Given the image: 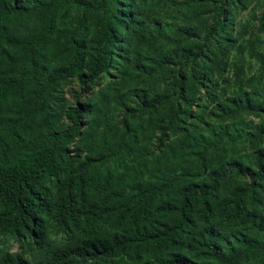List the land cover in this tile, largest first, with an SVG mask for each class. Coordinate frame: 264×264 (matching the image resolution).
Masks as SVG:
<instances>
[{
    "label": "rangeland",
    "instance_id": "rangeland-1",
    "mask_svg": "<svg viewBox=\"0 0 264 264\" xmlns=\"http://www.w3.org/2000/svg\"><path fill=\"white\" fill-rule=\"evenodd\" d=\"M70 1L55 27L72 29L83 7L95 0ZM113 2L123 12L132 10V22L114 44L110 68L83 89L78 76L94 57L96 33L95 20L86 18L79 36L82 68L55 86L48 127L63 130L69 124L66 109L76 102L84 107L81 132L68 150L75 163L94 162L83 168L93 186L100 180L117 188L138 177L170 182L175 196L183 185L207 181L213 172L219 189L208 218H196L192 230L164 253L204 263L212 239L226 254L246 239L250 246L241 264H262L264 198L250 196L239 211L231 199L246 186L257 187L256 196L264 189V0ZM217 17L220 28L214 26ZM58 55L52 54L49 71L64 66L67 47ZM19 136L34 138L32 131ZM109 152L113 158L100 163ZM203 166L204 174L197 175ZM4 243L16 250L19 239L0 234Z\"/></svg>",
    "mask_w": 264,
    "mask_h": 264
},
{
    "label": "trees",
    "instance_id": "trees-1",
    "mask_svg": "<svg viewBox=\"0 0 264 264\" xmlns=\"http://www.w3.org/2000/svg\"><path fill=\"white\" fill-rule=\"evenodd\" d=\"M109 1L112 6L107 0L87 3L72 29L65 30L54 20L70 0L33 5L0 0V234L19 239L16 250L0 244V264H143L148 256L158 257L156 264H241L250 246L246 239L232 246L231 254L212 239L204 263L164 253L192 230L196 218H208L219 189L213 172L207 181L183 185L175 196L169 193L170 182L138 177L117 188L100 180L93 186L83 168L94 162L75 163L68 150L81 132L84 107L76 102L66 109L69 124L63 130L48 127V100L55 86L82 68L79 36L86 18L95 20L96 33L94 57L78 76L83 89L111 66L112 49L127 21L132 22V10L123 12ZM221 25L217 17L214 26ZM64 47V66L49 71L52 54ZM27 131L34 138L24 141L19 134ZM202 172L197 175L204 174V166ZM256 173L262 175L259 169ZM256 189L246 186L233 193L236 211L250 196L263 200L264 189L257 196Z\"/></svg>",
    "mask_w": 264,
    "mask_h": 264
}]
</instances>
